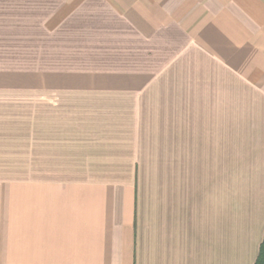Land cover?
<instances>
[{"label": "crops", "instance_id": "0c3cea01", "mask_svg": "<svg viewBox=\"0 0 264 264\" xmlns=\"http://www.w3.org/2000/svg\"><path fill=\"white\" fill-rule=\"evenodd\" d=\"M0 56L52 115L0 172V264H255L264 0H0Z\"/></svg>", "mask_w": 264, "mask_h": 264}, {"label": "rangeland", "instance_id": "374dc122", "mask_svg": "<svg viewBox=\"0 0 264 264\" xmlns=\"http://www.w3.org/2000/svg\"><path fill=\"white\" fill-rule=\"evenodd\" d=\"M13 73L19 74L20 69L5 68L0 61V77ZM29 93L27 90L12 88V85L4 82L0 83V172L29 170L31 165L19 162V157L22 154L35 157L44 150L36 147V138L41 140L48 137L49 133H37L31 127L48 121L49 117L40 115L38 110H44V106L48 105L45 103H50V100L40 99L36 94ZM56 134L71 135L65 131Z\"/></svg>", "mask_w": 264, "mask_h": 264}, {"label": "trees", "instance_id": "16d2710c", "mask_svg": "<svg viewBox=\"0 0 264 264\" xmlns=\"http://www.w3.org/2000/svg\"><path fill=\"white\" fill-rule=\"evenodd\" d=\"M255 264H264V239L260 246V251Z\"/></svg>", "mask_w": 264, "mask_h": 264}]
</instances>
